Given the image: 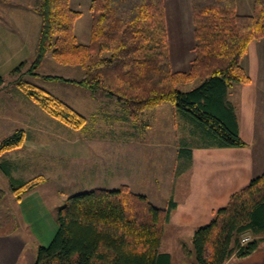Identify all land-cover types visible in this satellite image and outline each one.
I'll use <instances>...</instances> for the list:
<instances>
[{"label": "trees", "instance_id": "16d2710c", "mask_svg": "<svg viewBox=\"0 0 264 264\" xmlns=\"http://www.w3.org/2000/svg\"><path fill=\"white\" fill-rule=\"evenodd\" d=\"M190 3L194 57L184 71L171 69L164 0H91L85 43L73 32L80 11L72 9L69 0H39L41 26L28 73L37 75L31 71L51 52L59 62L81 66L83 74L79 79L48 77L112 98L139 123L145 110L168 103L201 143L244 146L227 96L232 85L249 81L242 58L251 41L264 38V0H252V12L247 14L237 13V0ZM24 63L11 72L19 73ZM194 79L200 83L179 89ZM21 87L61 123L78 129L85 124V117L58 97L27 84ZM23 137V131L16 130L0 141V150L19 146ZM174 207L172 200L157 207L125 184L72 194L58 209L53 238L38 245L34 264H172L170 253L159 247ZM244 234L250 239L242 243ZM262 235L264 173L234 192L208 223L194 229L193 264H224L232 255L245 257L259 248Z\"/></svg>", "mask_w": 264, "mask_h": 264}, {"label": "rangeland", "instance_id": "374dc122", "mask_svg": "<svg viewBox=\"0 0 264 264\" xmlns=\"http://www.w3.org/2000/svg\"><path fill=\"white\" fill-rule=\"evenodd\" d=\"M26 1L30 4L25 7L32 6L36 10L39 0ZM90 1L69 0L70 7L80 11L72 27L77 41L82 43L87 42L90 35ZM164 6L171 69L185 71L194 57L191 3L190 0H164ZM252 6V0H237L236 11L239 14H247L252 11ZM1 10L3 11L2 6ZM29 15L32 17L30 24H27L20 14L14 18L17 20L15 24L12 15L9 19L0 12V75L3 77V83L0 85V141L16 130H22L24 133L19 146L0 150V228L3 231H9L19 221V213L15 208L17 197L26 193L25 189L35 182L34 185L39 186L44 200L55 214L72 194L95 187L112 188L114 184L110 182V178L105 181L104 177L100 178L98 175L94 178L84 175L81 179L75 175L74 169L82 172L93 171L91 167L97 160L96 155L106 151L104 142L102 143L101 137L98 136L120 137L124 128L129 125L128 120L130 123L137 122L112 98L100 92L92 95L88 89L74 82L48 77L79 79L83 74L81 66L59 62L51 52L45 54L41 63L31 71L37 75L28 73L36 56L41 26L39 14L29 11ZM22 16L26 17L25 14ZM24 22L27 29H22L21 24ZM11 38L22 41V45L17 46L18 42L11 41ZM21 61H25L21 71L12 73V69ZM199 83L198 79H194L180 85L179 89L188 90ZM23 84L41 88L58 97L81 113L85 117V124L78 129L61 123L22 89ZM173 109L171 104L164 103L162 111L152 112L157 116V121L152 123L153 128L146 127V131L142 132L143 135H149L152 143L150 147L154 146L159 134L171 145L176 142L185 143L184 139L188 140V143L201 140L190 134L189 125L187 126ZM172 112L173 115H170ZM181 165L177 164L176 169L179 170ZM117 172L119 173L115 175L120 178V171ZM117 181L115 180L116 183ZM19 182L25 184L22 186ZM132 189L140 191V194L145 191L139 184H131L129 190ZM171 233L172 230H167L159 250L171 252L172 264L196 262L191 232L183 231L178 238ZM259 246L264 247V240ZM36 255L37 248L29 245L23 257L25 264H31V260L34 264Z\"/></svg>", "mask_w": 264, "mask_h": 264}, {"label": "crops", "instance_id": "0c3cea01", "mask_svg": "<svg viewBox=\"0 0 264 264\" xmlns=\"http://www.w3.org/2000/svg\"><path fill=\"white\" fill-rule=\"evenodd\" d=\"M28 4L26 0H0L3 8L0 12L8 18L12 15L15 24L14 18L19 14L30 24L29 11L38 13L32 6L25 7ZM25 22L20 23L22 29H27ZM11 41L17 40L11 38ZM17 42V46L22 45V41ZM242 65L249 81L232 85L227 98L235 108L244 146L218 147L200 141L188 143L186 139L185 143L171 145L159 134L154 146L150 147L149 135L142 132L146 127L153 128L152 123L157 121L154 113L162 111L164 104H161L145 110L141 123L128 120L130 126L124 128L120 137L98 136L104 142L105 153L96 155L98 161L94 159L93 171L74 169L75 175L81 179L84 175L91 178L98 175L105 181L110 178L114 184L112 188L123 184L131 188V184H139L145 190L142 194L157 207H166L170 200L174 201L175 207L164 225L162 239L167 230H172L175 238L181 237L186 230L192 235L195 228L211 220L214 212L224 206L234 192L264 173V38L249 43ZM177 164H182L179 170ZM117 171H120V178L115 175ZM15 208L19 221L9 231L0 228V264H25L23 257L29 245L35 248L47 245L57 229L56 214L44 200L39 186L22 194ZM224 264H264V247L259 246L245 257L232 255Z\"/></svg>", "mask_w": 264, "mask_h": 264}, {"label": "built area", "instance_id": "2783aa9c", "mask_svg": "<svg viewBox=\"0 0 264 264\" xmlns=\"http://www.w3.org/2000/svg\"><path fill=\"white\" fill-rule=\"evenodd\" d=\"M250 239V236L248 234H244L242 237H241V242L244 243L246 242L247 240Z\"/></svg>", "mask_w": 264, "mask_h": 264}]
</instances>
